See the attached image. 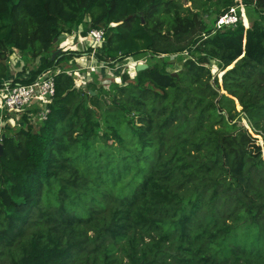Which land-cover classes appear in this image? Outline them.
Returning a JSON list of instances; mask_svg holds the SVG:
<instances>
[{
    "label": "trees",
    "instance_id": "trees-1",
    "mask_svg": "<svg viewBox=\"0 0 264 264\" xmlns=\"http://www.w3.org/2000/svg\"><path fill=\"white\" fill-rule=\"evenodd\" d=\"M191 1L0 0V84L15 49L56 79L45 120L2 129L0 264H264V0ZM94 49L148 67L78 86Z\"/></svg>",
    "mask_w": 264,
    "mask_h": 264
},
{
    "label": "built area",
    "instance_id": "built-area-1",
    "mask_svg": "<svg viewBox=\"0 0 264 264\" xmlns=\"http://www.w3.org/2000/svg\"><path fill=\"white\" fill-rule=\"evenodd\" d=\"M237 20L238 15L236 14L235 8H233L231 13H226L220 16L215 25L222 28L224 26L234 24ZM88 35L91 37V42L97 46L104 40L105 29L92 28L89 30ZM18 55H21V52L18 49L11 52L8 58V63L10 59L13 58V60H16L17 62L21 61L23 65V61ZM94 55L95 49L89 57V63H79L77 66L70 67L68 70L69 72L77 70L82 72L81 74L83 79L78 82V86H85L88 81L92 80L91 75L86 74L87 72L89 74V72L93 69L102 71V68L109 67L106 63L96 64ZM117 66L119 67V65ZM29 77L30 72L26 71L19 74L11 73L10 76L1 80L0 142L3 132L2 129L6 126V123L4 122L5 118V120L12 118L15 122V119H17L19 124L21 121L23 122L22 117L24 114H27L30 121H35L36 123L47 118L49 113V104L53 102L56 95L55 73L47 72L39 74L34 79H30L29 81H23V79H27ZM15 122L13 123L17 125V122ZM22 125L23 124L21 123V126Z\"/></svg>",
    "mask_w": 264,
    "mask_h": 264
},
{
    "label": "rangeland",
    "instance_id": "rangeland-1",
    "mask_svg": "<svg viewBox=\"0 0 264 264\" xmlns=\"http://www.w3.org/2000/svg\"><path fill=\"white\" fill-rule=\"evenodd\" d=\"M183 3H184V6H191V7H193V2L191 1V0H181ZM235 11H236V13H237V15H238V17H241L242 18V20H243V22L245 23V24H250V21H251V15H254V12L252 11V8H247V6L245 5V4H240V5H238L237 7H235ZM238 11H239V14H238ZM203 17H205V19H206V21H207V23L211 26V25H215L216 24V21L214 22V17H215V14L213 13V14H204V16ZM78 32H79V30L77 31V33H75L74 35L76 36V35H78ZM84 36H87V35H84ZM91 37H90V35H88L87 37H85L84 39H81L82 41H79V46H80V48H85V47H87V45L89 44V42L91 41V39H90ZM17 54V53H16ZM188 55L189 54H187V53H184L182 56H181V58H179L178 56H174V57H170V61L171 62H173V64L171 63L170 65H169V68L170 69H174V68H181L182 67V64H183V62H184V60L185 59H187V57H188ZM21 59H22V61H23V65H22V62L21 61H19V62H17L16 60H13V58H11L10 59V61H9V67H10V72L11 73H23V72H26V71H29L30 70V72L31 71H33V69H35L36 67H37V65L39 64V61L38 60H36V59H34L33 57H30L29 59H28V61L26 62V59L22 56V55H18ZM146 57H140V58H136V59H145ZM136 61V60H135ZM135 61L134 60H129V61H127V62H125V63H123V65L122 64H117V65H119V67L117 66V65H115V66H113V67H115V68H113V67H104V68H102V70H105V75H104V78H107V80L106 81H108L109 82V80L110 79H117L118 81L120 80L121 81V77H120V75L119 74H117V73H114V72H116L117 70H122V72H124V71H126L127 69H130V70H132L133 68H131V64H134L135 63ZM140 61H142V60H140ZM140 61H136V63H140ZM145 61V60H144ZM87 63H89V62H87ZM62 66H70V62L68 63V60L65 58L61 63H60ZM60 65V66H61ZM117 66V67H116ZM210 66H212L213 67V70L215 71V70H217V64L214 62V61H212L211 63H210ZM118 68V69H117ZM127 68V69H126ZM11 69H13V70H11ZM92 72H94V69H93V71ZM92 72L90 71L89 72V74H88V72L86 73L87 75H91V76H93L92 75ZM104 78H98V80L100 81V80H104ZM237 105V104H236ZM237 110H240V106L239 105H237ZM6 119V118H5ZM4 119V122L6 123L5 125L8 127V126H13V122H15V121H13L12 120V118H9V119H7V120H5ZM16 120V122H17V119H15ZM239 120V124H243V125H247V126H249V124H248V121H247V119L244 117V115H242V116H240V118L238 119ZM15 122V123H16ZM21 123L23 124L24 122H20V124L17 122V125L16 124H14V126H13V128H16L17 126H19V125H21ZM30 123H32L33 125H36L37 123L35 122V121H30ZM24 126L26 125V122L23 124ZM22 125V126H23ZM260 142H263L262 141V137L260 136Z\"/></svg>",
    "mask_w": 264,
    "mask_h": 264
},
{
    "label": "water",
    "instance_id": "water-1",
    "mask_svg": "<svg viewBox=\"0 0 264 264\" xmlns=\"http://www.w3.org/2000/svg\"><path fill=\"white\" fill-rule=\"evenodd\" d=\"M64 35H61L60 36V38L61 37H63ZM58 52H60V50H56V49H54V52H53V57H55V55L58 53ZM148 67V64L147 63H145V62H140V63H138L137 64V70H142V69H145V68H147ZM93 93H96V91H94ZM5 137H6V134L4 133V132H2V136H1V140H4L5 139ZM3 154V144H2V142H0V156Z\"/></svg>",
    "mask_w": 264,
    "mask_h": 264
}]
</instances>
